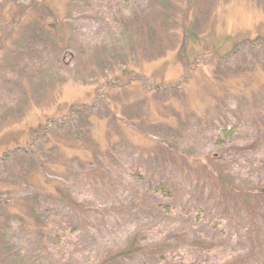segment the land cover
I'll list each match as a JSON object with an SVG mask.
<instances>
[{"label":"rangeland","instance_id":"374dc122","mask_svg":"<svg viewBox=\"0 0 264 264\" xmlns=\"http://www.w3.org/2000/svg\"><path fill=\"white\" fill-rule=\"evenodd\" d=\"M0 1L6 24L27 18L12 43L0 25V158L50 119L55 139L72 135L85 117H68L66 129L56 128L59 120L72 106L74 113L95 106L84 131L91 146L107 136L145 144L154 136L150 166L138 167L150 173L144 179L159 174L174 190L169 200L145 194L127 174L139 157H122L116 195L84 198L99 205V226L59 207L65 225H74L60 245L48 239L44 246L37 236L23 255L10 246L20 245L24 226L0 206V264L30 257L35 264H264V0ZM131 78L138 80L125 87ZM109 82L122 88L105 90ZM106 96L110 115L134 119L119 141L101 119ZM234 125V139L217 144L218 127ZM63 155L77 158L73 149ZM21 161H10L9 178L17 179ZM211 164L220 181L208 176Z\"/></svg>","mask_w":264,"mask_h":264},{"label":"trees","instance_id":"16d2710c","mask_svg":"<svg viewBox=\"0 0 264 264\" xmlns=\"http://www.w3.org/2000/svg\"><path fill=\"white\" fill-rule=\"evenodd\" d=\"M3 2L4 1H0V7H2L1 5ZM39 5L41 4H38V6ZM41 8H44L43 4ZM4 16L5 15H3V17ZM3 17L0 16L1 27H8L10 29L8 30L7 36H5V41L10 40L12 43L15 41L13 39V33L16 26L19 24L20 20L26 21L27 18L20 16L17 19L14 18L15 21L13 22L9 20L10 23L6 24ZM7 17H9V15H7ZM20 22L22 23V21ZM37 28L42 29V25L38 24ZM183 28H186L185 24ZM185 44V40L181 41V46L178 50V53L180 52L179 59L182 63H184V59L186 58V51L184 50ZM136 80H138V78H131L125 81L124 86H131L132 82ZM105 85V90L106 87L113 89L118 87V90L122 88L119 83L109 82L108 84L105 83ZM166 91L168 90L166 89ZM97 102H99V99ZM111 104L112 103L107 100L106 96L104 108L106 109L107 115L102 116L101 119L109 121L104 129L108 131V135L114 138L118 136L117 141H119V139L123 137V133L126 129H129V127L134 129L132 126H128L124 129L122 125L130 124L134 119L121 114L119 118L110 115L107 107H110ZM75 108V106L70 107L67 116L61 118L57 124L59 127H56L57 129H66L65 124L61 125V123H65L68 117H71V119H73L74 116L77 117V119L85 117V119L83 118L84 122H82L81 126L73 129L76 132L72 135L65 134L61 136L62 138L59 140L55 139L52 132L53 128L51 127L52 124L56 122L50 119L46 122L45 127H38V129L31 130L30 134L32 138L28 144H24V146L15 144L12 150H6L5 147L2 148L5 149V151L2 152L3 154L0 158V163H2L0 175L5 177L3 181H0V206L2 208L5 207L6 210L9 211V214L14 216L17 215L22 222L21 224L24 226L22 231L18 233V239H21L19 240L21 242L20 245L15 247L14 240L13 243L11 242L10 247L12 248L10 251H12L13 254L19 255L24 252L25 248L30 250V248L34 247L37 236L42 238L41 243L42 245L44 243V246H46L48 239H53L55 245H60L61 240L64 239L65 231L68 228H72L74 225L72 227L65 225L59 207L63 210L66 208L68 211H73L74 208L76 210L78 209V215L85 226H89L90 228L99 226V223L103 221V217L94 212V210L100 211L96 209L99 205H93L92 201L88 203L84 201V198H86L87 194L89 197H92L102 192L106 194L112 193L113 196L116 195L118 190L122 188V182L115 181L119 176L118 168L121 169L120 160L122 157H126V159H133L136 156L139 157L137 164L136 161L128 162L127 167L129 168L127 169V174L132 179L143 184L145 194L157 196L164 200L172 199L174 196V190L172 191L170 185L168 186L165 184L163 181L164 178H161V176L156 173L158 175L157 178L149 177V179L146 180L143 176L150 173L138 167V165L142 167H144V165L150 166L151 162L150 160L148 161V158L153 156L152 145L156 140L154 136L151 135L149 141L145 140L144 142L148 143L145 144L134 140V137L128 132L131 137L126 138L128 139L126 142L122 140L118 143L112 142L111 138L107 136L105 139L102 138L99 145L91 146L84 131L89 126V123H86L88 118L87 111H92L95 106H83L74 113L73 111H75ZM70 114H73V116ZM236 128L235 125L233 127H218L216 131V143L224 144L231 142V140L234 139ZM57 145L61 146L60 150L57 149ZM62 148H65V150L67 148L73 149L77 152V158L73 160L66 158L63 155V151L65 152V150ZM130 151L133 152L130 153ZM17 157L22 158V166L20 165L19 168L17 165V179L15 180L14 178H9L8 175L9 171L11 174L15 175L10 161L17 160ZM72 164L77 165L75 166ZM215 166L216 165L211 164L206 167L208 176L210 178L216 176L220 181L221 178L217 176ZM5 167L7 169H5ZM151 169L152 172L155 170L154 168ZM112 177L113 179H111ZM259 193L262 194L264 191H260ZM17 202L21 203L19 205L20 209L17 208L18 206H15ZM25 206L27 207L25 208ZM72 207L74 208L72 209ZM154 207L160 209V211L166 215L170 212V207L167 205L155 204ZM197 216H199V214H197L196 217ZM52 217L54 219L59 218V223L51 225L49 219ZM57 229L59 230L57 231ZM25 237L29 238V242L25 241ZM41 243H38L37 248L41 246ZM40 251L42 253V249ZM7 254L8 252L6 255ZM21 264L23 263L21 262ZM24 264H35V258H28Z\"/></svg>","mask_w":264,"mask_h":264}]
</instances>
